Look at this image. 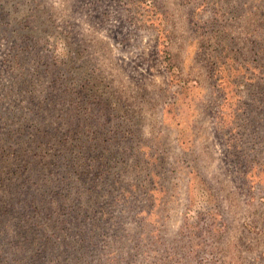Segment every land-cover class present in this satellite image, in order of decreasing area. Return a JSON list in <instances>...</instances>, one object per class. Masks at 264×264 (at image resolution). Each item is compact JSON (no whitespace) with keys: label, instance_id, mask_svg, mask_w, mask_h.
<instances>
[{"label":"rangeland","instance_id":"374dc122","mask_svg":"<svg viewBox=\"0 0 264 264\" xmlns=\"http://www.w3.org/2000/svg\"><path fill=\"white\" fill-rule=\"evenodd\" d=\"M80 259L264 264V0H0V264Z\"/></svg>","mask_w":264,"mask_h":264},{"label":"trees","instance_id":"16d2710c","mask_svg":"<svg viewBox=\"0 0 264 264\" xmlns=\"http://www.w3.org/2000/svg\"><path fill=\"white\" fill-rule=\"evenodd\" d=\"M28 205H29L28 206L29 207V210L32 211V212H39L41 214L44 213V212H47L45 206H42V207L34 206V207H32V204L31 203L28 204ZM33 227H35V226H33ZM39 227H40L39 225L36 226L35 233L37 232V228H39ZM47 229L50 230L49 227ZM47 229L45 228L46 234H47V231H48ZM37 234L42 235L40 232H37L36 235ZM26 236L27 235H25L24 237H26ZM37 246H39L41 253L46 254V256L52 255V253H53L52 252V248H54V244L53 245L51 244V241H50V239L48 237H44L43 240H41V238L39 236H36L34 238L33 237L30 238V241H29V244H28V252L27 253L34 254V256H35L37 254L36 253ZM83 261H84L83 259H80L78 261H75V264H83L84 263Z\"/></svg>","mask_w":264,"mask_h":264}]
</instances>
